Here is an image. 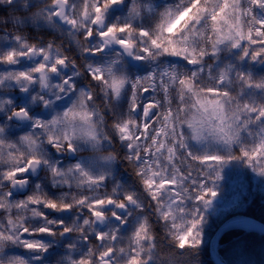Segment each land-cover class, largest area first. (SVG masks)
I'll return each mask as SVG.
<instances>
[{
    "label": "snow or ice",
    "instance_id": "6c2138e0",
    "mask_svg": "<svg viewBox=\"0 0 264 264\" xmlns=\"http://www.w3.org/2000/svg\"><path fill=\"white\" fill-rule=\"evenodd\" d=\"M230 164L264 180V0H0V264H224Z\"/></svg>",
    "mask_w": 264,
    "mask_h": 264
},
{
    "label": "trees",
    "instance_id": "16d2710c",
    "mask_svg": "<svg viewBox=\"0 0 264 264\" xmlns=\"http://www.w3.org/2000/svg\"><path fill=\"white\" fill-rule=\"evenodd\" d=\"M223 176L224 179L219 182L221 185L219 197L226 196L225 198L229 200L235 193V196L240 197L241 206L234 208L227 217L222 219L209 216V225L205 235L206 241L212 240L222 225L238 216L252 217L264 223V180L261 179L263 182L256 185L255 175L251 170L238 164L225 166ZM232 252L247 255L256 264H264V236L254 233L232 232L222 240L221 254L229 261ZM199 259L203 264H212V259L208 255L207 244Z\"/></svg>",
    "mask_w": 264,
    "mask_h": 264
},
{
    "label": "rangeland",
    "instance_id": "374dc122",
    "mask_svg": "<svg viewBox=\"0 0 264 264\" xmlns=\"http://www.w3.org/2000/svg\"><path fill=\"white\" fill-rule=\"evenodd\" d=\"M122 167H123V165H121V168ZM254 179L256 181V185H258L259 183L263 182V181H261L262 178H260V177H258L256 175H255ZM263 187H264V185H263ZM234 196H235V193L233 194L232 197H234ZM225 197L226 196L218 197V199L222 200V201H228V199L225 198ZM221 207H223L222 204H218L217 205L218 209L221 208ZM233 210H234V208H231V209H229L226 212H222V213L218 212V213H214V214H212L210 216H213L216 219H222V218L227 217ZM229 264H256V263H255V261L251 260L249 257L244 256V254H240V253H237V252H232L231 255H230Z\"/></svg>",
    "mask_w": 264,
    "mask_h": 264
},
{
    "label": "water",
    "instance_id": "95a60500",
    "mask_svg": "<svg viewBox=\"0 0 264 264\" xmlns=\"http://www.w3.org/2000/svg\"><path fill=\"white\" fill-rule=\"evenodd\" d=\"M243 218L250 219V220H252V221H254V222H256V223H259V224H263V223H261V222L255 220V219H253V218H249V217H243ZM234 231H242V232H246V233H256V234H260V235H263V236H264V233L260 232L258 229H248V230H246V229L239 228V227H232V228H229V229H227V230H224V226H222V227L218 230L217 234L215 235V238H217V239L219 240L218 253H219V257L222 258V259L224 260V264H228V262L226 261V259H225V258L221 255V253H220V243H221V241L223 240V238H224L227 234H229V233H231V232H234ZM221 232H222V234H220Z\"/></svg>",
    "mask_w": 264,
    "mask_h": 264
}]
</instances>
